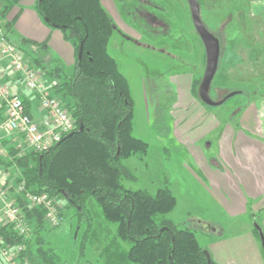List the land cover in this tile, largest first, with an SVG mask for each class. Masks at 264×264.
I'll return each instance as SVG.
<instances>
[{
    "label": "rangeland",
    "instance_id": "1",
    "mask_svg": "<svg viewBox=\"0 0 264 264\" xmlns=\"http://www.w3.org/2000/svg\"><path fill=\"white\" fill-rule=\"evenodd\" d=\"M28 1L23 0L22 4ZM198 1L205 26L221 42L219 70L210 96L214 101H221L232 92H240L224 104L208 106L199 97L206 54L193 25L188 0H117L123 22L142 37L140 39L128 33L116 21L119 26L116 27L133 41L114 32L108 50L130 84L134 100L133 134L149 144L146 156L135 155L122 161L137 179L123 178L122 184L127 189L145 190L151 195L169 187L177 198V206L170 214L159 216L160 220L195 232L201 248L213 256L214 251L225 252L223 247L216 246L219 243L241 241L230 235L244 231L245 226L252 228L255 237L260 240L255 225L260 226L261 222L253 220L247 223L245 216L231 219L221 207L213 204L211 194L199 183L189 162H184L186 155L179 142L182 141L193 151L198 150L208 164L218 160L220 140L224 141L225 147L236 148L235 140L230 143L225 140V129L229 132L236 127L235 119L246 104L264 97V0ZM42 21L48 32L26 27L20 29L34 42L24 49L46 64L55 60L66 67L70 53L75 55L72 43L65 39L61 29L47 25L43 18ZM0 24L4 29L6 22ZM5 32L10 34L7 30ZM15 43L19 44L18 41ZM30 61L34 62L33 59ZM73 68L67 67L70 74H73ZM65 101L72 105L70 99ZM215 125L222 128L220 135L204 138ZM233 133L236 131L230 134ZM0 141L6 142L3 145L5 154L0 157L3 160L0 184L7 190V196L15 199L19 195L20 184L17 181L22 170L16 164H6L13 161L14 156L9 151L12 147L15 149L19 140L15 136L0 134ZM15 151L17 155L19 152ZM29 153L27 151L25 155ZM57 201L61 206L62 222L51 226L44 218L45 227L41 235L45 247L55 248L65 264H87V261L106 264V259L101 256L116 234L117 225L104 220L95 200L88 204V213L81 226L78 225L77 210L64 199L57 198ZM195 217L209 220L212 225L225 229L226 234L223 238L210 234L205 229L206 225L192 222ZM89 222L93 223V229L87 234ZM3 225L4 221L3 224L0 221V227ZM241 245L250 250L245 243ZM122 246L129 249L131 244L125 242ZM261 253L264 259L263 249ZM0 264H7L2 255Z\"/></svg>",
    "mask_w": 264,
    "mask_h": 264
},
{
    "label": "trees",
    "instance_id": "2",
    "mask_svg": "<svg viewBox=\"0 0 264 264\" xmlns=\"http://www.w3.org/2000/svg\"><path fill=\"white\" fill-rule=\"evenodd\" d=\"M19 1L2 0L0 9V23L6 22L3 27L10 32L7 38L13 43L17 42L12 38L13 21L7 17ZM36 9L44 21L49 19L47 25L61 29L72 43L76 55L73 74L55 60L46 64L30 55L24 47L34 42L22 39L15 44L29 60L33 59V66L57 80L54 94L64 98L76 127L70 137L45 154L30 152L18 157L12 147L9 154L14 156L13 161L6 166L16 164L22 170L18 184L24 182L26 192L66 200L77 210L80 226L88 204L95 200L104 220L117 225L116 234L101 256L106 264H208L195 232L160 220L159 216L170 214L177 206L169 187L151 195L122 184L123 178L137 180L122 161L135 155L146 156L149 144L133 134L134 100L128 79L108 50L115 24L101 0H38ZM81 43L83 54L79 60ZM65 99H70L72 105ZM3 110L0 107V117ZM81 127L83 131L79 132ZM17 200L33 234L25 238L13 226H2L4 244L24 247L21 264H65L55 248L45 247L41 235L45 210L30 209L21 198ZM88 228L87 234L93 229L92 222ZM125 242L131 244L129 249L122 246ZM212 264L218 263L212 259Z\"/></svg>",
    "mask_w": 264,
    "mask_h": 264
},
{
    "label": "crops",
    "instance_id": "3",
    "mask_svg": "<svg viewBox=\"0 0 264 264\" xmlns=\"http://www.w3.org/2000/svg\"><path fill=\"white\" fill-rule=\"evenodd\" d=\"M22 1L20 0L12 8L7 17L8 21H13L12 38L14 40L17 39V41H22V39L33 40L29 36L22 34L20 29L26 27L28 29H39L44 32H48V29L36 9L38 0H29L25 5L22 4ZM101 2L114 24L117 21L128 33L141 39L142 36L138 32L127 27L126 23L123 22L117 0H101ZM122 8L125 10V7ZM69 58V64H66V67L72 68L75 64L74 52L70 53ZM0 71L3 74L4 82L12 88L16 95L23 99L32 117L34 119H42L44 115L40 111L36 93L25 88L23 81L14 75L11 67L1 57ZM193 102L196 101L193 99ZM4 114L3 110L1 119ZM235 121L236 127L231 130H235L236 133L230 134L232 131L229 130L228 132L226 128L225 140L229 143L235 140L236 148L225 147L224 141L220 140L222 143L219 145L220 150L217 153L218 160L213 161L211 164L204 160L198 150L189 149L182 141L179 142V147H182L183 154L185 153L186 155L184 162H189L193 174L199 183L211 194L210 198L213 204L221 207L223 212L231 219L245 216V222L247 223L259 220L261 222L260 226L264 231V97L246 104L238 113ZM221 129L218 125L212 126L203 137L212 138L213 136H218L221 133ZM208 134L211 136H208ZM235 134L236 137L234 138ZM257 216H259L258 219ZM0 221L3 224L1 213ZM208 221L197 217L192 220V222L202 226L210 225L215 231L208 232L223 238L226 230L216 227ZM230 236L233 239L242 240H231L229 243L225 242L216 245L219 248L223 247L225 252L216 253L214 251L213 256H210L215 262L218 264H264L261 253L262 244L255 237L252 228L245 226L244 231ZM242 243H245L250 250H245L244 246L241 245ZM4 261L9 264L5 259Z\"/></svg>",
    "mask_w": 264,
    "mask_h": 264
},
{
    "label": "built area",
    "instance_id": "4",
    "mask_svg": "<svg viewBox=\"0 0 264 264\" xmlns=\"http://www.w3.org/2000/svg\"><path fill=\"white\" fill-rule=\"evenodd\" d=\"M2 5L3 2L0 0V9ZM0 57L9 64L14 75L23 81L25 88L36 93L40 111L44 115L42 119H34L27 112L23 99L4 82L0 71V105L5 109L4 117L0 120V134L15 136L16 140H19L15 145L19 152L18 157L25 156L27 151L45 154L74 132L76 120L63 99L54 94L58 85L57 80L49 78L45 71L33 66L25 52L8 40L7 32L1 25ZM3 145L0 141V157L5 154ZM6 191L0 184L2 219L5 225L13 226L21 236L28 238L32 233V225L24 215L18 198H21L30 209H44L47 224L51 226L61 224V206L57 203V198L45 193L26 192L24 182L18 187L19 195L15 199L9 198ZM23 251L22 245H5L0 236V253L9 264H21L20 257Z\"/></svg>",
    "mask_w": 264,
    "mask_h": 264
},
{
    "label": "water",
    "instance_id": "5",
    "mask_svg": "<svg viewBox=\"0 0 264 264\" xmlns=\"http://www.w3.org/2000/svg\"><path fill=\"white\" fill-rule=\"evenodd\" d=\"M41 1L42 0H39V2ZM188 3L190 5L193 25L204 45L205 54H206V68H205L203 79L199 87V97L201 101L208 106H220L224 104L231 97L238 95L240 92L239 91L232 92L228 94L226 97H224V99H222L221 101H214L212 97L210 96V90H211L212 83L219 70L220 57H221V42L219 38L215 36L211 31H209L208 28L205 26L202 20V17H201V6H200L199 1L198 0H188ZM45 21L46 23L50 22L49 19H45ZM53 27H56V26L53 24ZM82 54H83V43H81L80 50H79V60H81ZM82 131H83V127L80 128L79 132H82ZM71 135L72 133L68 135V137H70ZM255 226L259 233L260 241H261L262 248L264 251V231L261 228V226L259 225H255ZM165 229L167 228H164L163 230ZM205 229L207 231H215L214 228H212L210 225H207ZM205 254L207 257L208 264H212V258L209 255V253L205 252Z\"/></svg>",
    "mask_w": 264,
    "mask_h": 264
},
{
    "label": "flooded vegetation",
    "instance_id": "6",
    "mask_svg": "<svg viewBox=\"0 0 264 264\" xmlns=\"http://www.w3.org/2000/svg\"><path fill=\"white\" fill-rule=\"evenodd\" d=\"M116 26H117V25L115 24V32H116V33H120V35H121V36H124V37L126 38V40H129V41L132 40V38H130L128 35L122 33L121 30H119ZM118 27H119V26H118ZM132 41H133V40H132Z\"/></svg>",
    "mask_w": 264,
    "mask_h": 264
}]
</instances>
